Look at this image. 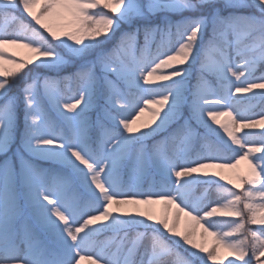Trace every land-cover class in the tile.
<instances>
[{"label":"snow or ice","instance_id":"obj_1","mask_svg":"<svg viewBox=\"0 0 264 264\" xmlns=\"http://www.w3.org/2000/svg\"><path fill=\"white\" fill-rule=\"evenodd\" d=\"M261 66L264 0H0V264H264Z\"/></svg>","mask_w":264,"mask_h":264},{"label":"rangeland","instance_id":"obj_2","mask_svg":"<svg viewBox=\"0 0 264 264\" xmlns=\"http://www.w3.org/2000/svg\"><path fill=\"white\" fill-rule=\"evenodd\" d=\"M141 40H142V38H141ZM8 50L10 52L16 53L19 56H27L28 55L27 49L17 48L15 46H9ZM8 66H10V65H8ZM70 69L71 68H69L68 71H71ZM45 74L48 75V74H51V73L45 72ZM261 74H264V66L259 67V69L257 71V75L258 76L261 75ZM194 82H195V77L193 76L192 83H194ZM254 91H259V90H254ZM12 92H13V94L19 95V86L18 87H14ZM251 95H252L251 93L237 94V96L234 97V100H237V99L239 100V103H237L235 105L239 109V111L245 113L246 115L254 116V115L258 114L259 112H261L262 110H264V100H262L259 97L255 98V99H251V100L244 99V97H250ZM90 116H91V118L93 120H95L96 113L93 111L92 113H90ZM147 118H148V114L145 113L143 115L141 121H138V124L143 122ZM256 118H258V116ZM244 131H249V130L246 129ZM254 131H259V129H256ZM238 135H242V133H240ZM256 155H260V154L257 153ZM44 166L45 167H56V166L47 165V164L44 165ZM212 171H221V170L213 169ZM247 171H248V163H247V161H241V163L238 166L237 170H227V169L223 170L224 175H226L230 179H233L234 183H239V181L236 179V175L234 173L239 172V173L243 174V173H246ZM222 183H224V182H222ZM229 187H231V186H229ZM243 187L247 188L248 185H244ZM234 190L239 191V189H234ZM202 193H203V186H200V187H198L197 189H195L193 191V193H192L193 199H195L196 197L202 195ZM211 199L212 200L216 199V193H215L214 190L211 193ZM141 207L143 208L144 206H141ZM160 209H161L160 205H155L154 206V210H155V212L157 214H159ZM224 219H235V218L225 217ZM183 225H184V218L182 217L181 218V229H183ZM249 227H251L253 230H255L257 228L264 227V226H261V225H249ZM224 230H227V228H225ZM198 239H199V237H198ZM180 251L183 252V249H180ZM185 255H186V253H185ZM249 255H250V253H249ZM231 259H235V258L232 257L227 252L221 250V255H220V257H218V260H222L223 264H228V261L231 260ZM245 259H248V257H245ZM261 260H264V257H261ZM84 264H88V262H86V263L84 262ZM209 264H211V262H209ZM237 264H242V262L237 261ZM252 264H255V260H253Z\"/></svg>","mask_w":264,"mask_h":264},{"label":"trees","instance_id":"obj_3","mask_svg":"<svg viewBox=\"0 0 264 264\" xmlns=\"http://www.w3.org/2000/svg\"><path fill=\"white\" fill-rule=\"evenodd\" d=\"M8 67H11V65L10 66H8ZM71 70V69H70ZM67 74V72H64V73H62V75H66ZM48 75H55V73H51V74H48ZM235 219H237V218H235ZM187 255V254H186Z\"/></svg>","mask_w":264,"mask_h":264},{"label":"bare ground","instance_id":"obj_4","mask_svg":"<svg viewBox=\"0 0 264 264\" xmlns=\"http://www.w3.org/2000/svg\"><path fill=\"white\" fill-rule=\"evenodd\" d=\"M87 261H85V263H86Z\"/></svg>","mask_w":264,"mask_h":264}]
</instances>
